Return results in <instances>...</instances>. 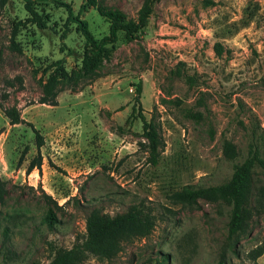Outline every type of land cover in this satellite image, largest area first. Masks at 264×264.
<instances>
[{
    "label": "rangeland",
    "instance_id": "374dc122",
    "mask_svg": "<svg viewBox=\"0 0 264 264\" xmlns=\"http://www.w3.org/2000/svg\"><path fill=\"white\" fill-rule=\"evenodd\" d=\"M96 1L127 17L135 16L141 2ZM84 2L34 0L45 26H19L14 40L20 51L10 47L9 35L13 22L28 15L23 0L0 7V178L6 182L0 264H45L55 247L68 248L83 235L89 209L114 214L131 203L155 214L149 233L123 243L109 259L89 254L83 264H213L223 248L228 206L198 199L184 207L167 196L224 181L249 147L264 158V0H155L133 39L119 34L97 77L79 90H61L56 105L38 103V80L52 60L61 57L67 70L80 62L83 37L67 20L66 6L95 36L107 33V21L92 5L81 10ZM214 42L222 47L220 55ZM176 66L194 80L171 72ZM137 82L141 90L135 95ZM12 104L43 137L39 169L26 171L37 150L34 134L27 123L8 122L1 106ZM188 109L199 115H188ZM137 112L151 119L163 141L154 165ZM224 140L233 144L234 159L223 154ZM263 186L256 165L254 195ZM43 193L59 205L52 207V226L43 219ZM252 203L262 204L264 197ZM260 242L264 209L252 215L236 253L226 250L225 264H264V251L255 260L246 255Z\"/></svg>",
    "mask_w": 264,
    "mask_h": 264
},
{
    "label": "trees",
    "instance_id": "16d2710c",
    "mask_svg": "<svg viewBox=\"0 0 264 264\" xmlns=\"http://www.w3.org/2000/svg\"><path fill=\"white\" fill-rule=\"evenodd\" d=\"M155 0H141L136 9L134 17H127L121 9L115 7H106L96 0H85L81 4V10L88 5H92L97 13L107 21V33L95 36L88 28L85 20L74 15L70 6H66L67 20L72 19L76 23L77 29L83 37L82 54L77 67L67 70L63 65V59L56 58L49 63L45 78L38 80L40 94L36 99L38 103L48 105L57 104V94L64 89L76 91L81 89L87 81L94 79L99 75L98 66L102 60L110 57L112 49L122 33V38L129 40L135 37L134 32L143 27L148 20L152 10V3ZM7 0H0L2 7ZM34 0H23V6L28 15L23 20L13 22L10 29L9 45L11 48L20 51L19 46L14 40V36L21 25L26 23L34 24L42 28L45 21L41 14L33 5ZM65 5V4H64ZM65 36V30L61 33ZM61 49L64 46H60ZM69 53H73L71 48H65ZM215 53L220 55L222 47L218 42H214ZM181 63V62H179ZM176 66L170 70L177 76H181L185 81L192 82L193 74L186 73L183 68ZM135 95L141 90L140 82L135 84ZM2 112L7 117L10 124L27 123L34 134L36 154L26 165V171L33 168L39 169L41 164V154L39 147L43 143V137L37 128L31 122L21 117L18 107L14 104L10 106H1ZM133 107L131 108L132 111ZM188 115L198 116V112L188 109ZM141 120V128L147 142L144 144L148 153L147 160L156 164L158 156L163 148V141L159 136L155 125L151 119H146L140 112H137ZM222 151L226 158L234 159L236 150L229 140H224ZM258 165L262 176L264 177V158L259 154L255 147H249L245 156L238 161H233L229 176L222 182L211 185H197L193 187H182L172 190L168 194V199L174 204L184 207L196 206L198 199L211 202H224L228 206L226 220V235L222 251L213 264H225L226 250L236 253V243L240 236L245 233L249 227L252 215L260 209H264V203H252L256 198L264 197V186L259 188V192L254 195L253 191V168ZM6 182L0 178V202L6 193ZM48 200L47 207L43 215L44 221L52 226L57 218L53 208H58L56 200L50 195L43 193ZM255 196V197H254ZM257 205V206H256ZM155 223V214L149 207L140 203H131L124 211L109 214L102 212L96 207L88 210L84 221V233L80 238H76L70 247H55L52 256L45 264H83L89 254L109 259L116 255L121 249L122 244L133 238L146 236ZM7 230H3L6 236ZM264 251V242L255 244L247 250L246 255L250 260H255ZM27 264H43L39 261H30Z\"/></svg>",
    "mask_w": 264,
    "mask_h": 264
}]
</instances>
